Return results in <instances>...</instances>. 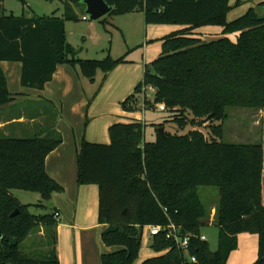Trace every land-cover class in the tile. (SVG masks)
Returning a JSON list of instances; mask_svg holds the SVG:
<instances>
[{"label":"trees","instance_id":"trees-1","mask_svg":"<svg viewBox=\"0 0 264 264\" xmlns=\"http://www.w3.org/2000/svg\"><path fill=\"white\" fill-rule=\"evenodd\" d=\"M3 0H0V2ZM81 4L80 0H70ZM23 2V1H22ZM112 16L142 12L146 24L180 25L162 37L157 58L145 66L142 80L121 102L127 112L164 106L167 119L155 126L153 141L144 140L141 121L109 126V144L81 140L77 151V184L99 187L98 220L106 224L101 241L116 250L103 253L101 264H133L143 230L160 226L151 236L157 255L140 264H228L237 235H257V257L264 264V148L261 143L217 140L229 107L264 109V1L227 21L228 0H105ZM239 2V1H238ZM237 2V4H238ZM83 10V8H82ZM84 11V10H83ZM77 16L68 5L62 17L0 14V62L21 64L20 84L41 90L58 64L77 67L93 81L125 62L124 57L79 59L66 41L65 22ZM220 27V36L205 41L195 30ZM152 90V97L145 95ZM14 94L0 66V107ZM184 128L209 123L212 137L193 128L185 134L158 129L165 123ZM86 125V123H85ZM61 142L56 131L29 138L0 137V264H58L54 213L34 215L10 190L38 192L41 203L63 188L45 171V158ZM218 188L214 218L197 193L198 186ZM173 223L186 249L166 237ZM208 223L217 229V248L201 240ZM46 228L49 249L35 257L22 253L21 242L38 226ZM194 257L195 262L190 258Z\"/></svg>","mask_w":264,"mask_h":264},{"label":"crops","instance_id":"crops-1","mask_svg":"<svg viewBox=\"0 0 264 264\" xmlns=\"http://www.w3.org/2000/svg\"><path fill=\"white\" fill-rule=\"evenodd\" d=\"M263 1L228 0L227 21L240 17L249 7L257 8ZM231 13L234 16L228 18ZM116 18L121 20L122 24L116 25L123 32L115 40L114 34L109 36L105 31L104 37H99V52L94 46L92 52L78 56L79 48L66 37L77 50L79 59H102L107 54L114 59L124 57L125 62L105 75L98 72L93 81L82 76L77 67L58 64L51 80L41 90L26 88L20 84L21 64L0 62L7 88L14 94L10 103L0 107V137L29 138L49 131H56L61 137L60 144L45 158L47 175L63 188L47 201L48 208L50 205L58 213L53 228L58 264H101L103 253L117 249L101 241L106 224L98 220L99 187L77 184V151L83 138L87 142L109 144L108 128L114 123L140 121L139 111H124L121 102L142 80L145 66L159 56L160 39L176 29L166 24H146L142 12ZM90 53L99 58H91L95 56ZM144 230L150 238V248L148 227ZM257 240L256 234H238L237 248L230 253L227 263L252 264L257 257ZM155 255L151 248L144 250L141 246L133 264Z\"/></svg>","mask_w":264,"mask_h":264},{"label":"rangeland","instance_id":"rangeland-1","mask_svg":"<svg viewBox=\"0 0 264 264\" xmlns=\"http://www.w3.org/2000/svg\"><path fill=\"white\" fill-rule=\"evenodd\" d=\"M65 5L70 6L75 15L78 17L76 21L65 22L67 40L73 46L79 48L78 56L92 52L94 46L98 48L97 52H99V46L101 44L99 37H104L103 35H105V31H107V33L109 32V36L114 34L115 40L120 38L123 28L116 25L117 23H121V20L116 18L119 17V15L108 18L106 20V24H102L98 21H91L83 12L84 7L81 4L76 5L70 0H3L0 2V14H13L15 16L36 15L39 17H62ZM256 9L259 14H262L263 11L261 8L257 7ZM234 14H237V12H234ZM234 14L231 13L228 18H232ZM82 15H85L87 19H81ZM171 26H176V29L173 31L181 28L180 25L172 24ZM219 29L220 28H216L215 26H202L195 31L199 33V37H202L203 40L209 41L220 36ZM121 41L122 39H120V42ZM90 54H92L90 56H95L91 58H99L96 55H93V53ZM145 95L148 99H150L152 97V91L150 89H146ZM226 112L227 118L223 122L213 123L216 126L222 125L221 136L216 137L217 140L227 143H261L264 148V109L257 110L248 107H229L226 109ZM138 113L140 114V121L145 124L144 140L153 141L155 136V126L153 124L162 123L165 119H167L166 113L158 110V108L155 110H139ZM193 128L200 129L207 135L208 138L212 137L211 127L207 122L201 123L199 126L187 125L184 128L178 127L175 123L168 122L165 123L163 127L165 132L174 134H185ZM197 193L202 203L207 207L210 213L209 221H211L214 218L215 207L218 200V188L208 185L198 186ZM9 194L18 199L22 204L30 205L29 212L34 215H43L51 212L50 205L48 208L47 202H42L46 205V208L37 206L41 203V198L38 192L12 189ZM202 234L205 235L209 248L212 251L216 250V227L211 223H208L207 226L202 228ZM49 239L48 232L43 226L39 225L21 242V251L27 255L35 257L41 256L49 249V244L51 242ZM149 239L147 231L143 230L141 246L144 250L150 249L148 248Z\"/></svg>","mask_w":264,"mask_h":264},{"label":"water","instance_id":"water-1","mask_svg":"<svg viewBox=\"0 0 264 264\" xmlns=\"http://www.w3.org/2000/svg\"><path fill=\"white\" fill-rule=\"evenodd\" d=\"M84 5V13L88 16L91 21H98L105 17L111 10L112 7L109 6L105 0H80ZM160 134H164L163 127L158 129Z\"/></svg>","mask_w":264,"mask_h":264},{"label":"built area","instance_id":"built-area-1","mask_svg":"<svg viewBox=\"0 0 264 264\" xmlns=\"http://www.w3.org/2000/svg\"><path fill=\"white\" fill-rule=\"evenodd\" d=\"M82 19L83 20H86L87 17L84 15L82 16ZM151 90V89H150ZM157 108L158 110L160 111H163L164 110V106L161 105V104H158L157 105ZM54 217L57 218L58 217V213L55 212L54 213ZM167 229H168V232L166 234V237H173L176 244L178 245V247L182 248V249H186L187 247V244H188V237L185 236L183 238H180L177 231H176V227L173 223H170L168 226H167ZM148 230H149V235L152 236V235H157L161 230H162V227L160 226H148ZM200 239L201 240H206V237L202 234L200 236ZM190 261L191 262H195V258L194 257H191L190 258Z\"/></svg>","mask_w":264,"mask_h":264}]
</instances>
